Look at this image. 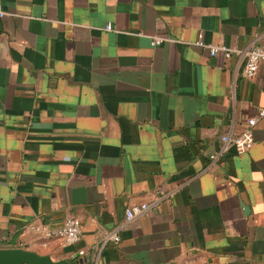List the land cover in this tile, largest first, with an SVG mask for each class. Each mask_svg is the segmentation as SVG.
Instances as JSON below:
<instances>
[{
    "label": "crops",
    "instance_id": "1",
    "mask_svg": "<svg viewBox=\"0 0 264 264\" xmlns=\"http://www.w3.org/2000/svg\"><path fill=\"white\" fill-rule=\"evenodd\" d=\"M0 5V247L77 264H264V60L246 77L236 53L194 44L263 39L264 0ZM253 115L252 146L216 156ZM141 201L155 205L107 239ZM67 216L81 224L71 244L27 228Z\"/></svg>",
    "mask_w": 264,
    "mask_h": 264
},
{
    "label": "built area",
    "instance_id": "2",
    "mask_svg": "<svg viewBox=\"0 0 264 264\" xmlns=\"http://www.w3.org/2000/svg\"><path fill=\"white\" fill-rule=\"evenodd\" d=\"M7 12L3 10L0 5V16H3ZM106 29L111 28V24L105 25ZM201 32L198 34V38L194 41V44H199L207 47L210 54H215L217 51H222L224 56L228 57L232 52L236 53L241 64V73L246 77H252L258 68V64L261 60H264V38L249 44L245 47H230L225 45H218L212 43H205L201 39ZM164 41H174L173 38L163 35L150 36V44L157 45ZM257 116H264V107L257 109ZM256 115L249 116L244 123L243 128L239 132L227 131L220 134V146L215 155L222 154L230 149L236 153L247 151L253 144L252 127L256 123ZM155 201H141L138 203H132L126 206L124 210L123 220L116 228L110 230L106 238L113 241H119V230L128 225L136 217L148 214ZM27 228L35 231L41 242L45 244L47 239L59 238L64 244H71L80 239L81 224L80 220L76 216H67L63 222L57 227H51L46 224H39L30 222Z\"/></svg>",
    "mask_w": 264,
    "mask_h": 264
},
{
    "label": "water",
    "instance_id": "3",
    "mask_svg": "<svg viewBox=\"0 0 264 264\" xmlns=\"http://www.w3.org/2000/svg\"><path fill=\"white\" fill-rule=\"evenodd\" d=\"M0 264H77L67 258L54 259L22 247H0Z\"/></svg>",
    "mask_w": 264,
    "mask_h": 264
}]
</instances>
